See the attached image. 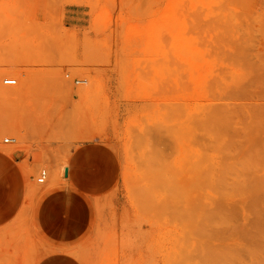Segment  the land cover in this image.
<instances>
[{
  "label": "rangeland",
  "instance_id": "374dc122",
  "mask_svg": "<svg viewBox=\"0 0 264 264\" xmlns=\"http://www.w3.org/2000/svg\"><path fill=\"white\" fill-rule=\"evenodd\" d=\"M6 120L35 180L111 144L159 264H264V0H0ZM91 248L85 264H117L113 241Z\"/></svg>",
  "mask_w": 264,
  "mask_h": 264
},
{
  "label": "crops",
  "instance_id": "0c3cea01",
  "mask_svg": "<svg viewBox=\"0 0 264 264\" xmlns=\"http://www.w3.org/2000/svg\"><path fill=\"white\" fill-rule=\"evenodd\" d=\"M36 161L0 148V264H85L91 238L93 259L107 239L117 264L162 261L157 215L134 211L115 190L121 163L111 144H75L63 171L53 167L43 182L32 173Z\"/></svg>",
  "mask_w": 264,
  "mask_h": 264
},
{
  "label": "bare ground",
  "instance_id": "6f19581e",
  "mask_svg": "<svg viewBox=\"0 0 264 264\" xmlns=\"http://www.w3.org/2000/svg\"><path fill=\"white\" fill-rule=\"evenodd\" d=\"M16 66H17V65H16ZM16 66H15L16 70H17V69L21 70V67H19V66L16 67ZM4 68H5V67H4ZM6 68H7V66H6ZM13 68H14V67H13ZM15 68H14V69H15ZM17 72H18V71H17ZM17 76H19V75H17ZM19 79H21V81L19 82L20 84L17 85V87H16L17 90H16V88L13 89V90L16 91V92H15L16 94L14 93V95L21 94L22 91H23V89H24V84H25L24 81H23L24 79L21 78V77H20ZM3 90L5 91V89H3ZM9 90H11L12 92H10ZM9 90L6 89V93H7V95H8V94L10 95V94L13 93V90H12V89H9ZM7 91L10 92V93H8ZM3 94H4V93H3ZM4 95H5V94H4ZM9 95H8V96H9ZM14 123H15V122H13L12 120H6L4 123L1 124L2 126H0V128H4V130H5V128L8 129V127H9V128L11 127V128H13V129H14V128H17V127L14 125ZM12 126H13V127H12ZM2 130H3V129H2ZM0 147H3V148H5V149H8V148H9L8 145H6V144H4V143H1V142H0ZM63 157H64V156H63ZM64 159H65V158H64ZM64 159H62V161H63ZM63 162H65V160H64ZM63 162H62V163H63ZM63 168H64V165L62 166V171H63ZM41 170H42V169H41ZM43 170H45V178H44V180H45L48 171H47V169H45V168H43ZM44 180H43V181H44ZM43 181H42V182H43Z\"/></svg>",
  "mask_w": 264,
  "mask_h": 264
},
{
  "label": "built area",
  "instance_id": "2783aa9c",
  "mask_svg": "<svg viewBox=\"0 0 264 264\" xmlns=\"http://www.w3.org/2000/svg\"><path fill=\"white\" fill-rule=\"evenodd\" d=\"M2 83L6 84V85H13V84L16 83V78L5 77V78L2 79ZM12 141H14L13 138H8V137L4 138V142H6V143H9V142H12ZM44 178H45V170L42 169V170L39 171V174L36 177V181L37 182H42L44 180Z\"/></svg>",
  "mask_w": 264,
  "mask_h": 264
}]
</instances>
